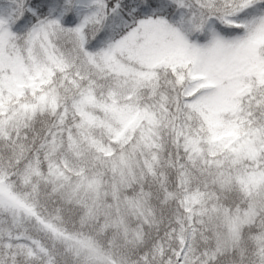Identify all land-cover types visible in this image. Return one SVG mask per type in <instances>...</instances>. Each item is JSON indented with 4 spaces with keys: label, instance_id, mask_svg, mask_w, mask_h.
<instances>
[{
    "label": "snow or ice",
    "instance_id": "6c2138e0",
    "mask_svg": "<svg viewBox=\"0 0 264 264\" xmlns=\"http://www.w3.org/2000/svg\"><path fill=\"white\" fill-rule=\"evenodd\" d=\"M0 264H264V0H0Z\"/></svg>",
    "mask_w": 264,
    "mask_h": 264
}]
</instances>
